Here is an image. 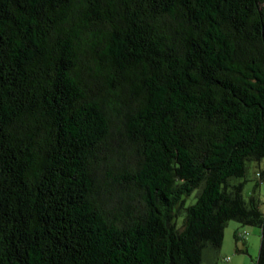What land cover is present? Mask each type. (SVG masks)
I'll return each mask as SVG.
<instances>
[{
	"label": "trees",
	"instance_id": "1",
	"mask_svg": "<svg viewBox=\"0 0 264 264\" xmlns=\"http://www.w3.org/2000/svg\"><path fill=\"white\" fill-rule=\"evenodd\" d=\"M261 161L264 0H0V264H216Z\"/></svg>",
	"mask_w": 264,
	"mask_h": 264
},
{
	"label": "rangeland",
	"instance_id": "2",
	"mask_svg": "<svg viewBox=\"0 0 264 264\" xmlns=\"http://www.w3.org/2000/svg\"><path fill=\"white\" fill-rule=\"evenodd\" d=\"M261 162H263V167L264 161ZM257 169L258 163H249L246 173L247 181L243 190V194L246 198L256 189V182L259 181L256 175ZM256 190L262 201L261 208L264 210V180L260 181ZM262 231L264 232V230L258 226L241 225L236 221H229L225 228L224 241L220 252L214 258L217 262L216 264H256ZM246 232L248 233L247 235L238 237L239 234H245ZM248 241H250V244ZM236 247H238L240 251H235ZM240 247L243 248L240 249ZM228 256L232 258L231 261H226ZM204 264H207V262L205 261Z\"/></svg>",
	"mask_w": 264,
	"mask_h": 264
},
{
	"label": "crops",
	"instance_id": "3",
	"mask_svg": "<svg viewBox=\"0 0 264 264\" xmlns=\"http://www.w3.org/2000/svg\"><path fill=\"white\" fill-rule=\"evenodd\" d=\"M262 163H263V162L258 163V169L256 170V172H257L258 170H260V168H264V166L262 167ZM263 180H264V179H262V180L260 179V181H263ZM260 181H259V182H260ZM263 211H264V210H263ZM248 243L250 244V241H248ZM242 248H243V247H240V249H242ZM237 249H239V248L236 247L235 251H236ZM228 257H229V256H228ZM229 258H230L229 261H231L232 258H231V257H229ZM226 261H228L227 258H226Z\"/></svg>",
	"mask_w": 264,
	"mask_h": 264
},
{
	"label": "built area",
	"instance_id": "4",
	"mask_svg": "<svg viewBox=\"0 0 264 264\" xmlns=\"http://www.w3.org/2000/svg\"><path fill=\"white\" fill-rule=\"evenodd\" d=\"M258 175H259V174H258ZM245 235H247V232H246L245 234H242V233H241V234H239L238 236H239V237H243V236H245ZM229 259H230V258L228 257L227 260H229Z\"/></svg>",
	"mask_w": 264,
	"mask_h": 264
}]
</instances>
